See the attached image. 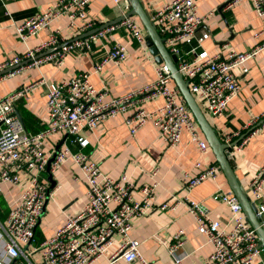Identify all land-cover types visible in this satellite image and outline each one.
<instances>
[{
    "label": "built area",
    "instance_id": "obj_1",
    "mask_svg": "<svg viewBox=\"0 0 264 264\" xmlns=\"http://www.w3.org/2000/svg\"><path fill=\"white\" fill-rule=\"evenodd\" d=\"M239 1L230 0L227 5ZM252 2L255 10L264 15V0ZM90 4L91 0H57L27 18L13 20L16 33L23 41L43 29L52 31L47 40L27 48L24 54H16L1 62L0 72L20 65L0 74V80L47 62L63 66L69 54L91 49L92 42L107 38L115 30H124L141 46L146 44V29L140 18L137 15L125 16L131 9L128 0H113V5L122 10L123 19L98 26L101 28L83 36L98 28L89 14ZM62 16L68 17V26L76 31L69 41L61 40L59 28L53 29L54 22ZM208 16L199 13L197 0H170L150 14L166 48L177 56L178 70L188 81L190 91L210 121L207 113L213 119L225 114L232 99L241 91V79L235 68L243 66L247 71L246 62L264 50V42L244 52L210 53L204 42L211 34L202 28ZM60 44L57 49L49 51ZM127 57V45L118 40L95 65V70H101L110 61L122 62ZM155 72V78L148 83L110 98L107 89L97 88L90 73L85 71L60 81L42 75L0 97V191L5 183L24 182L21 195L10 206L5 222L0 221V264H92L108 254L115 237L119 242L109 254L111 262L122 258L150 264L141 250V242L133 237L132 229L136 217L146 216L152 211L156 184L142 187V196L136 199L134 184L127 173L112 176L81 148L89 143L85 136L88 131L96 129L109 116L121 112L127 113L126 124L132 134L151 121L160 139L170 147H176L187 131L203 154L213 151L168 66L164 62L158 63ZM39 87H44L46 92L47 120L44 128L29 134L15 113L16 104ZM159 98H162V104L151 109L147 107L149 102ZM263 128L264 111L241 129L224 133L220 138L228 144L240 138L230 147L229 157L232 148L241 150ZM66 135H71L72 139L66 140ZM54 136H59L57 144L47 149V141ZM74 145L81 148L75 150ZM69 160L79 167L74 179L85 183L86 201L80 210L66 214L52 236L34 245L35 229L49 197L57 188L56 183L53 185L43 174L53 176ZM195 168V173L185 172L183 176V187L187 191L184 198L195 218L197 230L212 245V253L207 260L193 264H264L260 237L246 219L239 199L231 189L219 186L213 195L215 200L227 205L228 216L225 219L212 217L203 202L190 197L191 189L205 180H217L223 172L219 164L211 163L204 167L198 161ZM246 188L255 204L256 215L264 226V165ZM174 198L176 196L169 200ZM169 200L160 208L168 207ZM185 241V230L180 229L169 248L174 264H183L184 256L178 250Z\"/></svg>",
    "mask_w": 264,
    "mask_h": 264
},
{
    "label": "crops",
    "instance_id": "obj_2",
    "mask_svg": "<svg viewBox=\"0 0 264 264\" xmlns=\"http://www.w3.org/2000/svg\"><path fill=\"white\" fill-rule=\"evenodd\" d=\"M56 1L0 0V63L16 54H24L27 48L35 47L48 39L52 29H43L23 41L12 22L40 12ZM141 1L151 14L170 0ZM228 1L230 0H197L199 13L209 14L202 28L209 30L211 34L204 42V47L210 53L224 54L230 50L244 52L264 42V15L255 10L252 0H240L233 5H227ZM88 11L97 27L122 16V10L113 5V0H91ZM68 24L67 16H62L53 24V29L59 28L62 31L61 40L69 41L76 34L75 29ZM118 40L127 45V59L122 62L110 61L96 71L95 65ZM157 64L147 43L141 46L136 40H131L124 30H115L107 38L92 42L91 49L69 54L63 66L47 62L3 78L0 80V97L42 75L60 81L83 71L90 73L91 81L97 88L107 89L109 98L120 96L153 80ZM245 66L247 71L243 70V66L235 68L241 79V91L232 99L225 114L210 120L220 137L224 133L241 129L264 111V50L249 59ZM22 100L24 108L30 110L39 119L41 129L44 128L47 120L45 88L39 87ZM162 102V98H159L149 102L147 107L155 108ZM126 116L127 113L121 112L109 116L96 129L85 134L89 139L87 146L81 148L74 145L73 149H83L112 176L127 173L134 184L133 195L136 199L141 198L142 187L156 184L152 211L146 216L136 217L132 229L133 237L141 242V250L150 264H174L169 248L180 229L185 230L186 238L184 245L178 250L184 256L183 264L207 260L212 253V245L197 230L195 218L188 209L184 198L187 191L183 187V176L185 172L195 173V163L198 161L204 167L218 163L213 151L203 154L187 131L176 147H170L160 139L152 122L146 123L132 134L126 124ZM58 137L54 136L47 141V149L57 144ZM64 137L68 141L72 139L71 135ZM231 151L230 160L234 170L247 187L264 165V128L241 150L235 151L232 148ZM78 171L79 167L69 160L53 174L57 188L49 197L41 221L35 229L34 245L52 236L67 213H74L84 205L86 185L74 179ZM43 176L49 180L48 173ZM219 186L225 190L231 189L223 172L217 180L207 179L191 189L190 197L203 202L212 217L225 219L228 216L227 205L213 198ZM23 187L24 182L3 184L0 191L1 222H5L10 206L19 199ZM172 196L176 198L169 200ZM168 200L169 206L160 208ZM118 242V237H115V243L109 248L108 254L99 257L92 264H141L139 261L129 262L122 258L111 262L109 254L116 249Z\"/></svg>",
    "mask_w": 264,
    "mask_h": 264
},
{
    "label": "water",
    "instance_id": "obj_3",
    "mask_svg": "<svg viewBox=\"0 0 264 264\" xmlns=\"http://www.w3.org/2000/svg\"><path fill=\"white\" fill-rule=\"evenodd\" d=\"M131 4V9L129 12L126 13L125 16L130 15H137L141 22L143 23L145 29H146V38H147V46L152 54V56L155 58V60L158 63H165L171 74L173 79L175 80V83L179 87L186 103L190 107L192 113L194 114L200 129L203 132V135L205 136L206 140L208 141L209 145L211 146L215 159L218 162L221 170L223 171V174L225 175L227 182L231 188V190L234 192V194L238 197L239 202L242 206L243 212L246 216V219L250 222V224L255 228L256 232L258 233L260 237V244L264 248V226L259 219V217L256 215V207L253 202L250 200V196L248 194L247 188L242 184L241 180L237 176L234 167L231 163L229 153H230V147L237 143L238 140L232 142L231 144H228L224 142L220 136L218 135L217 130L215 127L211 124L209 119L206 117L205 113L203 112L202 108L200 107L199 103L197 102L195 96L190 91V88L188 86V81L184 78L182 73L178 70L177 67V56L174 54H171L168 49L166 48L164 44V39L159 34L156 24L153 22V20L150 17L149 12L145 8L144 4L141 0H128ZM230 1L226 2L228 4ZM222 6H225L223 4ZM124 15L117 18V20H113L112 22L120 21L125 17ZM107 25V24H105ZM103 27V26H102ZM101 27L95 28L93 30H90L89 32L83 34V36L91 34ZM59 46H56L54 48L49 49V51L55 50ZM20 64L11 66L9 68L4 69L0 72V74L5 73L7 71H10ZM15 113L21 118L23 124L25 125V122L23 120V117L18 109H16ZM56 153L52 156L50 163L55 158ZM49 163V165H50ZM49 169V166H48ZM49 180L54 185L56 182L53 179L52 175H49Z\"/></svg>",
    "mask_w": 264,
    "mask_h": 264
},
{
    "label": "trees",
    "instance_id": "obj_4",
    "mask_svg": "<svg viewBox=\"0 0 264 264\" xmlns=\"http://www.w3.org/2000/svg\"><path fill=\"white\" fill-rule=\"evenodd\" d=\"M16 107L21 111L27 132L29 134L37 133L41 129L39 119L30 110L24 108V101L22 99L17 102Z\"/></svg>",
    "mask_w": 264,
    "mask_h": 264
},
{
    "label": "rangeland",
    "instance_id": "obj_5",
    "mask_svg": "<svg viewBox=\"0 0 264 264\" xmlns=\"http://www.w3.org/2000/svg\"><path fill=\"white\" fill-rule=\"evenodd\" d=\"M197 98H198V96H197ZM198 99H199V98H198ZM207 115H208V117H209V118L211 119V121H212V120H213V118H212V117H210L208 113H207ZM148 122H151V121H148ZM148 122H147V123H148ZM157 132H158V131H157ZM158 136H159V134H158Z\"/></svg>",
    "mask_w": 264,
    "mask_h": 264
}]
</instances>
